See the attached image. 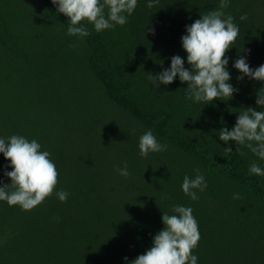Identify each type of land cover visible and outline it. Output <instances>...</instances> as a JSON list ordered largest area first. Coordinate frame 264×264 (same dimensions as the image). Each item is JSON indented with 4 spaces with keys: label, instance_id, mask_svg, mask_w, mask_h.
<instances>
[{
    "label": "trees",
    "instance_id": "1",
    "mask_svg": "<svg viewBox=\"0 0 264 264\" xmlns=\"http://www.w3.org/2000/svg\"><path fill=\"white\" fill-rule=\"evenodd\" d=\"M147 4L138 0L123 26L97 32L83 21L90 35L79 37L67 34L70 20L52 0H0V138L37 140L59 171L54 193L32 210L0 201V264H129L177 204L198 221L197 264H264V176L249 173L264 160L218 133L244 108L264 111L256 104L264 81L238 80L233 67L240 56L253 69L264 64V0H229L223 10L240 29L226 53L238 91L207 104L189 100L179 76L160 88L148 77L177 54L190 68L186 25L220 0ZM149 130L167 150L142 157L139 138ZM125 162L128 177L117 171ZM5 169L13 170L0 153V180L10 184ZM195 169L207 182L198 200L181 187Z\"/></svg>",
    "mask_w": 264,
    "mask_h": 264
},
{
    "label": "clouds",
    "instance_id": "2",
    "mask_svg": "<svg viewBox=\"0 0 264 264\" xmlns=\"http://www.w3.org/2000/svg\"><path fill=\"white\" fill-rule=\"evenodd\" d=\"M57 11L70 20L67 34L70 36L87 37L89 29L82 23L92 24L97 32L109 29L118 24L128 23L129 16L137 7L138 0H52ZM159 0H148L147 6L154 7ZM229 6V0H220L219 8L201 15L190 25H186V33L181 37L182 47L187 53V62L180 55L171 57L170 68H165L158 74L150 75L151 83L160 88L161 84L169 85L179 76L180 81L187 82V98L195 102L211 103L219 98H232L238 91L229 81V58L226 53L234 45L239 35V26L234 23V17L223 11ZM107 8V15L105 9ZM241 20L247 19L244 14ZM155 33V29H147ZM250 52V50H247ZM233 67L249 79L264 81V64L253 69L247 58L240 56ZM256 104L264 108V88L257 93ZM219 139L225 144L235 141L240 146L247 147L260 160H264V111L255 107L244 108L239 112L235 126L229 130L224 127L218 131ZM41 144L31 141L22 135L13 134L0 138V153L10 161L12 171L5 169L4 175L11 179L10 184L0 180V201H6L9 206H20L22 210H32L51 196L59 182V171L51 159V153L41 150ZM139 149L142 157L150 152L167 150L166 144H161L151 130L139 138ZM228 153L231 147L226 148ZM241 155L243 153L241 152ZM7 168V166H6ZM120 175L128 177L127 163L117 168ZM197 175L190 178L184 176L183 192L193 200L199 197L195 189L203 192L207 187L205 177L195 169ZM249 173L264 176V168L253 161ZM9 189H12L11 191ZM61 202H66L69 193L63 189L55 193ZM238 199L239 195L234 194ZM172 212H163L164 228L153 237V246L145 253L129 261V264H197L198 257L193 249L198 247L201 239L198 221L193 215V209L183 205H173ZM126 261L127 257L124 258Z\"/></svg>",
    "mask_w": 264,
    "mask_h": 264
}]
</instances>
